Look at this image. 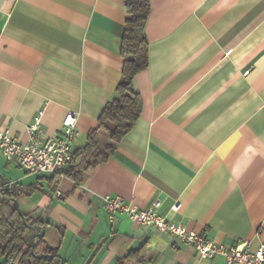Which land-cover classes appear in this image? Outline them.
Listing matches in <instances>:
<instances>
[{"label": "crops", "instance_id": "1", "mask_svg": "<svg viewBox=\"0 0 264 264\" xmlns=\"http://www.w3.org/2000/svg\"><path fill=\"white\" fill-rule=\"evenodd\" d=\"M125 19L122 0H0V128L25 140L41 111L52 135L73 111L72 152L85 145L122 76ZM144 34L140 113L105 161L79 184L61 174L50 186L0 150V173L40 180L41 192L20 196L57 226L50 242L63 233L66 264H116L141 244L144 264H226L125 215L110 220L101 196L134 209L158 199L169 221L223 245L264 241V0H150Z\"/></svg>", "mask_w": 264, "mask_h": 264}, {"label": "trees", "instance_id": "2", "mask_svg": "<svg viewBox=\"0 0 264 264\" xmlns=\"http://www.w3.org/2000/svg\"><path fill=\"white\" fill-rule=\"evenodd\" d=\"M122 1L126 10L120 48L123 65L115 96L102 109L98 125L88 131L86 144L74 150L68 163L59 171L39 177L50 186L57 183L61 174L76 184L81 183L96 164L110 156L115 144L131 129L139 116L141 102L132 79L147 65L148 45L144 27L150 11V0ZM40 180L28 185L12 183V195L18 199L20 195L31 196L34 192H41ZM21 211L28 223L44 227L45 234L34 238L32 251L31 238L38 229L29 228L24 223L12 200L0 198V264H59V243L63 233L56 230V240L50 242L46 238L47 230L55 226L41 215ZM146 257L147 247L141 244L119 256L116 264H144ZM63 264H66L65 260Z\"/></svg>", "mask_w": 264, "mask_h": 264}, {"label": "built area", "instance_id": "3", "mask_svg": "<svg viewBox=\"0 0 264 264\" xmlns=\"http://www.w3.org/2000/svg\"><path fill=\"white\" fill-rule=\"evenodd\" d=\"M40 114L41 111L28 125V138L25 140L0 128V150L7 162H15L28 173L46 175L63 168L72 155L71 144L77 131L76 113L68 111L62 119L61 127L52 135L41 132ZM101 200L110 220L125 215L139 225L153 227L167 236L194 246L202 258L222 255L226 264H264V241L255 247L217 243L203 233L188 229L183 223L169 221L164 214L157 212L156 207L160 204L158 199H153L150 204L139 209H134L119 196L104 194ZM171 208L177 210V202Z\"/></svg>", "mask_w": 264, "mask_h": 264}, {"label": "water", "instance_id": "4", "mask_svg": "<svg viewBox=\"0 0 264 264\" xmlns=\"http://www.w3.org/2000/svg\"><path fill=\"white\" fill-rule=\"evenodd\" d=\"M0 179L2 181V185H0V198L2 199H7V200H12L15 203V207L17 208L18 212L20 213V215L23 218L24 223L29 227V228H36L38 229L37 232H35L32 235L31 238V250L33 251V246H34V238L35 237H39V236H43L45 234V228L35 224V223H28L24 214L22 213L20 206H19V202L18 199L12 195V189L10 188L11 184L9 182V180L0 173ZM60 244V243H59ZM45 256L48 254H44ZM59 257H60V262L59 264H63L64 262V258L62 256V254L59 253Z\"/></svg>", "mask_w": 264, "mask_h": 264}, {"label": "rangeland", "instance_id": "5", "mask_svg": "<svg viewBox=\"0 0 264 264\" xmlns=\"http://www.w3.org/2000/svg\"><path fill=\"white\" fill-rule=\"evenodd\" d=\"M25 197H18L19 206L23 211H27L26 203H25Z\"/></svg>", "mask_w": 264, "mask_h": 264}]
</instances>
